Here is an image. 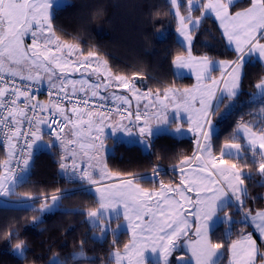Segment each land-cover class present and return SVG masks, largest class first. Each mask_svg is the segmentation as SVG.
Listing matches in <instances>:
<instances>
[{
    "label": "snow or ice",
    "instance_id": "1",
    "mask_svg": "<svg viewBox=\"0 0 264 264\" xmlns=\"http://www.w3.org/2000/svg\"><path fill=\"white\" fill-rule=\"evenodd\" d=\"M170 5L168 15L175 10L176 32L189 46L187 58L177 55L172 63L177 69H193L197 83L190 88L170 86L162 93L159 88L142 93L135 83L145 79L141 73H133L131 79L116 75L95 45L85 54L80 43L61 40L53 23L56 0H0V135L7 156L0 164L4 169L0 197L13 195L18 184L27 182L34 149L59 148V168L65 182L75 186L57 189L50 197L28 195L24 199L32 203L42 199L38 209L28 205L42 215L58 210L62 200L83 194L88 186L99 206L80 214L99 229L98 239L110 232L112 244L118 245L121 223L130 235L123 253L111 252L101 258V264L113 260L115 264H218L222 249H227L228 264H264V210L255 215L251 208L244 211L248 200L245 182L253 170L264 186V77L249 94L250 101L260 102L258 111L246 113L253 119L245 121L242 114L219 154L213 150L214 125L235 110L241 94L245 58L258 59L264 67V0H247L246 5L239 0H187V15L181 14L185 8L181 0H170ZM196 11L200 14L194 19ZM210 15L228 46H234V60L216 62L207 55L192 56L193 34ZM29 37L31 42L26 43ZM217 66L219 78L210 75ZM75 74L96 80L76 79ZM17 78L26 83L18 84ZM113 81L118 89L130 92L131 99L111 94L113 101L119 102L115 111L120 120L109 124L112 109L104 110V104L96 101L107 99L102 93ZM45 82L47 104L37 101L31 92L33 86ZM132 100L137 102L134 113L130 110ZM140 101H146L143 111ZM185 124L195 136L196 147L192 155L180 159V179L175 187L161 180L158 188L155 184L146 188L140 175L112 172L102 159L105 127L138 136L148 150L154 146L155 136L180 134ZM164 158L165 153H158V159ZM159 174V164L154 165L153 180ZM217 220L226 228L214 242L212 228ZM39 221L40 215L33 216V223ZM113 221L117 222L115 229L110 226ZM240 223L254 230L241 232L229 243L232 226ZM13 237L19 239L14 231L9 232L8 238ZM25 250L27 243L19 239L14 251L23 257ZM176 252L183 255L173 261L170 257Z\"/></svg>",
    "mask_w": 264,
    "mask_h": 264
},
{
    "label": "trees",
    "instance_id": "2",
    "mask_svg": "<svg viewBox=\"0 0 264 264\" xmlns=\"http://www.w3.org/2000/svg\"><path fill=\"white\" fill-rule=\"evenodd\" d=\"M186 14L187 0H181ZM246 5L247 0H239ZM170 0H69L63 6L53 10V23L61 40L80 43L85 53L95 45L107 59L111 71L116 75H125L131 79L133 73H141L143 80L135 82L144 89L156 91L165 87H185L192 84L190 77L177 76L172 61L187 50L176 37L178 21L175 11L168 15ZM199 15V11L193 13ZM191 52L196 56L207 55L212 60H234L235 53L230 49L218 30V24L210 15L202 20L194 32ZM78 38V39H77ZM243 87L236 101L235 110L219 119L213 138L214 153H219L221 145L229 139L242 114L244 120L253 119L246 115L258 111L259 100L250 101L249 94L255 91L254 85L264 77V67L258 60H248L244 67ZM216 120V117L213 118ZM111 150L106 154L108 168L119 173H147L159 164V175L142 177L146 188L179 180L177 169L183 155H192L195 150L193 137H176L162 134L154 137V146L148 151L137 143H127L108 139ZM165 153L164 159H158V153ZM60 151L43 149L34 153L33 163L27 176V182L18 184L15 193L10 195L22 198L28 195L51 196L57 189L74 187L65 182L59 168ZM7 158L6 151L0 147V164ZM160 169L162 171H160ZM3 168H0V174ZM248 171L247 169L245 170ZM262 178L252 171L245 182L248 200L244 211L252 213L264 207V186ZM255 197V202H252ZM95 197L85 188L83 194H77L61 201L60 208L51 212L40 221L33 223V216L40 215L32 211L27 204H13L0 201V264H101V258L107 257L111 249H121L128 241L127 231H120L119 244H112L109 232L105 238L93 236L95 230L87 217L81 215L97 207ZM42 199L34 202L41 204ZM32 208H39L31 206ZM78 209L79 212L70 210ZM234 219H239L234 216ZM115 221L111 222L114 224ZM222 222L212 228L213 241L220 240L225 232ZM248 227L243 223L232 226L230 237L235 239ZM15 232L19 239L25 240L27 250L24 256L16 255L12 248L19 239L8 238L9 232ZM83 241V245L81 244ZM83 256H76L78 253ZM75 254V255H74ZM227 249H222L218 264H225Z\"/></svg>",
    "mask_w": 264,
    "mask_h": 264
},
{
    "label": "crops",
    "instance_id": "3",
    "mask_svg": "<svg viewBox=\"0 0 264 264\" xmlns=\"http://www.w3.org/2000/svg\"><path fill=\"white\" fill-rule=\"evenodd\" d=\"M68 3V2H67ZM175 11V10H174ZM182 14V13H181ZM182 15H187V13L186 14H182ZM196 16H198V15H194L193 14V18L195 19V17ZM214 18V17H213ZM217 24H218V22H217ZM178 27V26H177ZM176 37H177V39H178V41L182 44V46H184V48L188 51V45L183 41V37H181L177 32H176ZM225 40V42H226V44H227V46H228V42H227V40L226 39H224ZM63 41V40H62ZM262 42H264V41H262ZM68 43H71V42H68ZM192 46V45H191ZM229 47V46H228ZM230 49H232L233 51H234V46H232V47H229ZM86 54V53H85ZM184 56H185V58H187V52L185 53V54H183ZM192 56L194 57V58H200V57H202V56H196V55H193L192 54ZM73 58H76L75 56L73 57ZM175 59V58H174ZM212 60V59H211ZM248 60H250L249 58H245V62L246 61H248ZM258 60V59H257ZM213 61H216V62H219L220 60H213ZM259 61V60H258ZM173 70H174V73L177 75V76H181V77H190L191 79H192V84L191 85H189V86H185V87H175V88H178V89H183V88H190V87H192V86H194L196 83H197V81H196V77H195V75L193 74V69H190V68H182V69H177L176 67H175V65H173ZM195 70L196 71H199V69L198 68H195ZM210 75L212 76V77H215V78H219L220 77V69H219V67L217 66L216 68H215V70L214 71H212L211 73H210ZM74 78H76V79H81V78H89V79H91L93 82H95V80H96V78L93 76V77H81V75L80 74H75V76H74ZM46 83V82H45ZM136 83V82H135ZM259 83V82H258ZM136 85H137V87H140L141 88V91H142V93L143 92H146L147 90L146 89H144L141 85H139L138 83H136ZM173 87V86H172ZM164 90V89H163ZM163 90H161V93L163 92ZM256 91V90H255ZM153 92H155V91H153ZM112 93H115V94H117V95H123V96H127V97H129V99H131V93L130 92H128V91H126V90H124V89H122V88H117L116 86H115V82L113 81V86L111 87V88H109L108 89V91L107 92H103L102 93V95L103 96H107V97H109V98H112ZM41 103H45V104H47L49 101L48 100H45V99H41V101H40ZM146 101H140V107H141V110L143 111V104L145 103ZM116 103H118V102H116ZM136 105H137V102L135 101V100H132V104H131V111L132 112H135L136 111ZM169 115L171 116V115H173V113H169ZM120 120V115H119V113H117L116 111H114L113 112V116H112V119L111 120H109L107 123H109V124H116L118 121ZM123 123H125V124H127L128 123V121L127 120H124L123 121ZM174 127H175V125H173L172 126V128L174 129ZM106 129H107V131H110V134L112 135V136H108L109 138H112V139H114V137L116 136V138H117V141H124V142H127V143H137V144H139V145H141L140 143H139V137L138 136H128L126 133H124V132H122V131H116V132H113V130H112V128L111 127H106ZM216 130H217V125L215 124L214 125V133L216 132ZM174 136H176V137H193L194 139H195V136L193 135V133H191V132H188L187 131V124H185L184 125V128H183V131H182V133H180V134H175ZM107 137V138H108ZM107 138H105V141H106V139ZM45 140H47V137L45 138ZM116 140V139H115ZM107 142V141H106ZM108 143V142H107ZM224 144V143H223ZM222 144V145H223ZM222 145H221V147H222ZM141 147H142V145H141ZM220 147V148H221ZM43 149H47V148H40L39 150H43ZM59 149V148H58ZM111 150V149H110ZM149 150V149H148ZM148 150H146V151H148ZM59 151H60V149H59ZM35 152H37V149H34V152H33V156H34V153ZM108 152H110V151H108ZM108 152H105V154L102 156V159L103 160H105L106 159V154L108 153ZM216 154V153H215ZM219 153H217V155H218ZM32 156V157H33ZM177 172H178V174H179V179H180V173H179V171H178V167H177ZM3 171H4V169H3ZM3 171H2V173H3ZM1 173V174H2ZM61 173V172H60ZM114 182H116V181H114ZM179 183V180L176 182V183H173V184H178ZM87 188H88V186H86ZM93 189V188H92ZM260 210H264V207L263 208H261V209H259V210H257V211H260ZM257 211H255V212H253L252 213V215H255V213L257 212ZM216 223H218V220L216 221ZM249 223H251L250 221H249ZM215 224V223H214ZM214 224H213V227H214ZM220 224V223H219ZM254 229L253 228H247L246 230H244L243 231V233H247V232H249V231H253ZM237 238H239V236L237 237ZM237 238H235V239H237ZM221 255H222V250H221V252H220V254H219V256L217 257V260H218V262H219V260H220V257H221ZM228 262H229V255H228V252H227V258H226V263L225 264H228Z\"/></svg>",
    "mask_w": 264,
    "mask_h": 264
},
{
    "label": "rangeland",
    "instance_id": "4",
    "mask_svg": "<svg viewBox=\"0 0 264 264\" xmlns=\"http://www.w3.org/2000/svg\"><path fill=\"white\" fill-rule=\"evenodd\" d=\"M67 2H69V0H56L57 6H55V7L53 8V10H54L55 8H57V7H60V6L65 5ZM53 10H52V14H53ZM30 42H31V38L29 37V38L26 40V43H30ZM104 136H105V138H107L108 136H112V135L110 134V131H107L106 127H105V129H104ZM108 139H112V138H109V137H108V138L106 139V141H107L108 143H107L106 141H104L105 151L103 152L102 156L105 154V152H108V151H110V149H111V145H110ZM115 139H116V140H115ZM114 140L117 141L116 136L114 137ZM142 148H143V150L146 151V148H145L143 145H142ZM30 169H31V166H29V168H28V170H27V173L30 171ZM160 171H162V170L160 169ZM60 172H61V170H60ZM61 174H62V172H61ZM26 175H27V174H26ZM147 176L152 177V172H147V173H146V176H142V177H147ZM121 178H123V177H121ZM175 185H176V184H172L173 187H175ZM158 187H159V186H158ZM158 187H157V188H158ZM149 189H151V188H149ZM91 191L94 192L95 189L93 188ZM190 195H191V194H190ZM11 198H15V197H11ZM48 202L51 203L50 200H49ZM30 203H31V206H37V207H40V204H37V205H36V204H34V203H32V202H27V205H29ZM98 206H99V205H97V207H98ZM97 207H96V208H97ZM226 210H227V209H226ZM49 214H50V213H44V214H42V215L40 214V217H45V216H47V215H49ZM219 216H220V217H223V212L219 213ZM107 220H108V217H107V214H105V221H107ZM121 222H122V216H121ZM219 223H222V221L218 220V223L215 222L214 226L218 225ZM110 226H111V228L115 229L116 226H117V222L115 221L114 224L111 223ZM225 228H226V226H225ZM120 231H127V230H126V225H125L124 223H121ZM192 231H194V229H192ZM128 235H129V234H128ZM93 236L96 237V238L101 237V233H100V231H99V230H95L94 233H93ZM129 240H130V235H129V239H128V241H127L126 243H128ZM14 249H15V245L13 246L12 250H13V252L16 254V252L14 251ZM116 251H120L121 253H123V248H121V249H114V248H113V249H111L110 253H111V252H116ZM79 254H80V253L76 254V256H79ZM16 255H17V254H16ZM149 255H152V254L149 253ZM180 255H183V253H182V252H176V253H174V255H173L172 257H170V259L173 260V261H175V258H176L177 256H180ZM80 256H81V255H80ZM112 264H115V260H113ZM125 264H126V262H125Z\"/></svg>",
    "mask_w": 264,
    "mask_h": 264
},
{
    "label": "built area",
    "instance_id": "5",
    "mask_svg": "<svg viewBox=\"0 0 264 264\" xmlns=\"http://www.w3.org/2000/svg\"><path fill=\"white\" fill-rule=\"evenodd\" d=\"M17 83H26V82H20L19 79L17 78ZM31 92L33 95L36 96L37 101H40L41 99H46L49 100V96H48V86L46 83L41 84V85H35L32 87ZM52 99L54 100L55 97H52ZM95 99V98H93ZM35 102V101H33ZM97 103H102L104 104V110L107 109H112V111H115L116 105L118 103H115L114 101H112L110 98H107L106 100L103 101H96ZM65 104H67V102H65ZM22 106V105H21ZM68 107H71V105H67ZM122 107H127V106H122ZM29 115H31V113H29ZM126 115V112H125ZM25 127H27V125H25ZM0 132H2V129H0ZM23 144V140L21 139V145ZM0 147H3V137L2 135H0ZM13 166H15V161H13ZM0 200L5 201V202H9V203H19L21 202L20 200H12V199H4L2 197H0Z\"/></svg>",
    "mask_w": 264,
    "mask_h": 264
}]
</instances>
